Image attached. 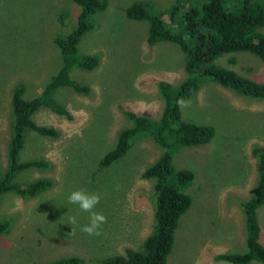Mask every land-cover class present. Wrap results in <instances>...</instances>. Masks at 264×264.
I'll return each instance as SVG.
<instances>
[{
    "label": "rangeland",
    "instance_id": "374dc122",
    "mask_svg": "<svg viewBox=\"0 0 264 264\" xmlns=\"http://www.w3.org/2000/svg\"><path fill=\"white\" fill-rule=\"evenodd\" d=\"M102 1L106 6L93 15L95 27L78 44L79 52L96 55L98 64L91 70L73 67L70 74L89 91L58 87L53 100L73 117L41 106L31 118L55 134L24 132L19 161L39 159L45 165L19 171L14 181L47 178L51 185L34 196L8 192L1 197L0 221L11 219L12 224L0 234V264H44L73 255L82 264H102L103 257L124 254L127 248L142 251L152 232L154 179L143 172L163 147L139 134L111 164L101 166L100 159L116 145L119 132L132 126L127 112L151 120L160 116L164 100L158 82L176 85L186 77L184 53L174 42L147 43V23L125 15L133 0ZM148 1L166 8L175 0ZM236 5L231 0V9ZM80 11L73 0H0V175L9 166L13 89L21 84L22 96L31 98L53 79L63 63L57 38L75 26ZM216 58L211 69H233L264 82V62L256 55L228 51ZM187 100L191 104L181 109L183 117L213 125L215 134L204 144L173 145L174 166L194 175L185 187L192 204L180 217L166 264H231L215 255L246 250L242 202L253 193L258 155L264 150V98L203 79ZM78 188L102 193L94 211L103 212L107 223L99 236L80 230L89 223V213L68 203L69 193ZM73 215L79 223L71 226ZM256 215L260 229L253 239L264 247V202Z\"/></svg>",
    "mask_w": 264,
    "mask_h": 264
},
{
    "label": "trees",
    "instance_id": "16d2710c",
    "mask_svg": "<svg viewBox=\"0 0 264 264\" xmlns=\"http://www.w3.org/2000/svg\"><path fill=\"white\" fill-rule=\"evenodd\" d=\"M81 11L75 26L57 38L63 63L42 91L31 98H24L21 84L13 89L11 107L14 114L13 135L8 151L9 166L0 175V200L8 192L22 196H34L51 185L47 178H38L18 184L13 177L29 167H40L45 162L39 159L19 161V150L24 132L33 129L43 135H54L51 127L37 125L31 118L41 106L51 107L57 114L71 119L70 111L56 104L53 92L67 86L86 93L89 87L71 77L72 68L91 70L98 64L94 54H82L78 44L83 34L95 27L93 15L106 6L102 0H73ZM125 15L131 20L145 21L146 41L156 44L162 41L176 43L184 53L186 77L172 85L159 81L164 100L160 116L151 120L134 112H127L132 126L121 130L116 145L100 159L101 166H107L120 158L132 140L139 134L149 135L163 147L162 154L143 172L154 179L155 208L152 232L145 239L142 251L127 248L124 254L102 258V264H166L175 242V231L180 217L187 212L191 196L186 193L193 178L188 169L176 168L172 163L173 145H200L208 142L215 134V127L208 123H197L183 117L176 100H187L200 87L201 80L209 79L229 87L237 94L264 98V82L255 81L233 69L218 71L210 68L219 55L228 51L250 52L264 62V2L259 0H237L236 9H231V0H175L169 7H159L148 0H133ZM175 26H178L177 28ZM258 178L253 193L243 201L246 227V250L223 252L215 255L218 260L231 264H247L256 260L264 264V247L257 244L253 234L260 229L256 215L257 208L264 202V150L257 159ZM99 205V204H98ZM11 228V219L0 221V234ZM80 256H64L44 264H82Z\"/></svg>",
    "mask_w": 264,
    "mask_h": 264
},
{
    "label": "clouds",
    "instance_id": "9594fccd",
    "mask_svg": "<svg viewBox=\"0 0 264 264\" xmlns=\"http://www.w3.org/2000/svg\"><path fill=\"white\" fill-rule=\"evenodd\" d=\"M176 104L180 109H184L185 107L190 106L191 101L180 97L176 100ZM101 198L102 193L88 192L84 188L72 190L67 198L69 204L77 205L80 211L89 213V223L80 226V230L89 236L101 235L102 226L107 223V216L103 212L94 211L96 206L100 203ZM78 223L79 221L77 216L73 215L69 217L68 224L73 226L77 225ZM71 231L73 234H75L74 228H72Z\"/></svg>",
    "mask_w": 264,
    "mask_h": 264
},
{
    "label": "flooded vegetation",
    "instance_id": "af4514ba",
    "mask_svg": "<svg viewBox=\"0 0 264 264\" xmlns=\"http://www.w3.org/2000/svg\"><path fill=\"white\" fill-rule=\"evenodd\" d=\"M193 175H194V174H193ZM192 179H193V178H192ZM192 179H191V181H192ZM190 183H191V182H190ZM191 204H192V200H191ZM191 204H190V207H191ZM190 207H189V208H190Z\"/></svg>",
    "mask_w": 264,
    "mask_h": 264
},
{
    "label": "crops",
    "instance_id": "0c3cea01",
    "mask_svg": "<svg viewBox=\"0 0 264 264\" xmlns=\"http://www.w3.org/2000/svg\"><path fill=\"white\" fill-rule=\"evenodd\" d=\"M72 74V73H71Z\"/></svg>",
    "mask_w": 264,
    "mask_h": 264
}]
</instances>
